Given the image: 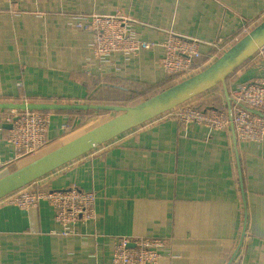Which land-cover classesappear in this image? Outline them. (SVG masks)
Segmentation results:
<instances>
[{
    "label": "crops",
    "instance_id": "crops-1",
    "mask_svg": "<svg viewBox=\"0 0 264 264\" xmlns=\"http://www.w3.org/2000/svg\"><path fill=\"white\" fill-rule=\"evenodd\" d=\"M77 14H116L145 40L164 41L173 31L209 42L200 46L199 68L264 20V0H0V102L128 105L145 88L171 82L160 46L97 57L92 33L73 23ZM263 65L264 47L228 78L230 94L237 83L264 76ZM212 101L227 110L222 87L195 105ZM15 113L0 109V159L8 161L0 176L96 126L78 129L92 116H104L96 109L49 111L47 143L35 156L16 158L7 141ZM172 114L22 187L95 192V216L79 222L75 234H58L47 200L23 209L0 198V264H111L117 236L165 238L172 257L158 264H264V140H239L231 127L181 124Z\"/></svg>",
    "mask_w": 264,
    "mask_h": 264
},
{
    "label": "built area",
    "instance_id": "built-area-1",
    "mask_svg": "<svg viewBox=\"0 0 264 264\" xmlns=\"http://www.w3.org/2000/svg\"><path fill=\"white\" fill-rule=\"evenodd\" d=\"M129 20L116 14H77L73 23L77 28L93 35V50L97 57L106 60L115 52L137 53L160 46L163 48L161 66L171 77H189L198 69L200 46L210 45L200 39L190 38L170 31L164 41L137 38L128 32ZM264 68V65H263ZM84 74H92L90 69ZM232 117L226 108L206 106H179L172 117L181 124L204 126L209 130H227L234 126L235 135L242 141L264 140V117L248 112L241 106L264 112V76L234 86ZM13 116L17 118L12 121ZM9 118L12 127L8 130L7 141L16 150V158L35 156L48 141L50 123L49 111L16 112ZM68 127V124H62ZM10 161V160H9ZM2 161L0 164H6ZM97 195L91 190L72 186L66 189L21 188L6 195L4 202L23 209L38 206L40 200H47L54 209V219L59 225L58 234L76 233V225L93 219ZM171 248L162 237H139L130 239L117 236L112 245L111 264H158L161 259L170 260Z\"/></svg>",
    "mask_w": 264,
    "mask_h": 264
},
{
    "label": "water",
    "instance_id": "water-1",
    "mask_svg": "<svg viewBox=\"0 0 264 264\" xmlns=\"http://www.w3.org/2000/svg\"><path fill=\"white\" fill-rule=\"evenodd\" d=\"M264 47V20L246 33L233 46L223 52L209 66L196 74L158 92L135 105L118 104H65L38 101L0 102V109L23 111H87L103 110L115 114L58 147L32 159L0 178V198L31 184L64 164L78 158L114 137L137 127L159 115L175 110L192 98L220 85L232 117L233 99L227 80L237 68ZM244 110L264 117V112L241 106ZM17 116H13L14 121ZM12 123L9 124V129ZM234 137V126L231 125Z\"/></svg>",
    "mask_w": 264,
    "mask_h": 264
},
{
    "label": "rangeland",
    "instance_id": "rangeland-1",
    "mask_svg": "<svg viewBox=\"0 0 264 264\" xmlns=\"http://www.w3.org/2000/svg\"><path fill=\"white\" fill-rule=\"evenodd\" d=\"M219 56H220V54H219ZM219 56H216V57H214V61L219 57ZM213 62V61H212ZM211 62V63H212ZM207 66H208V64H207ZM206 67V66H205ZM205 67H199L198 68V72L200 71V70H202L203 68H205ZM193 75V74H192ZM191 75V76H192ZM190 77V76H189ZM189 77H180V76H178V77H171V82H168V84H164V85H156V87H149V88H145L143 91V93L141 94V93H136V97H132L133 96V94H132V92H129L128 94H131L130 95V97H132L131 99H133V100H131V101H129L128 102V106H130V105H135V104H137V103H139V102H141V101H143L144 99H146V98H148V97H150V96H152V95H154V94H156V93H158V92H161V91H163V90H165L166 88H168V87H170V86H172V85H175V84H177V83H180V82H182L183 80H185V79H187V78H189ZM228 81V80H227ZM214 88H216L217 90L218 89H221V87L218 85L217 87H214ZM213 90V88L212 89H210V90H208V91H206V92H204V93H202V94H206L207 92H210V91H212ZM202 94H200V95H202ZM200 95H198V96H200ZM198 96H196V97H194V98H192L191 100H189V101H187V102H185L183 105H181V106H186V105H191V106H196L195 104V101L197 100V98H198ZM198 105V104H197ZM124 106V105H123ZM101 114L102 115H104V116H97V117H94V116H92V120H89V121H87L88 123H86L85 121L79 126V128L78 129H81V128H86V127H88V128H90V126H93L94 124H98L99 122H102L103 120H107V116H106V114L108 115V113H104V112H101ZM112 116L114 115V113H110ZM99 117H100V119H99ZM93 124V125H91V124ZM13 171V170H12ZM9 172H11V171H9L8 170V172L6 173V174H8ZM6 174H4V175H6ZM4 175H2V176H4ZM2 176H0V178L2 177Z\"/></svg>",
    "mask_w": 264,
    "mask_h": 264
},
{
    "label": "trees",
    "instance_id": "trees-1",
    "mask_svg": "<svg viewBox=\"0 0 264 264\" xmlns=\"http://www.w3.org/2000/svg\"><path fill=\"white\" fill-rule=\"evenodd\" d=\"M170 82V81H169ZM168 84V83H167ZM212 105H207V106H215V107H221L219 105L215 104V101H212L211 103ZM195 107H206V106H202V105H196ZM98 112H104L103 110H97Z\"/></svg>",
    "mask_w": 264,
    "mask_h": 264
}]
</instances>
